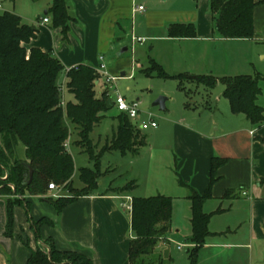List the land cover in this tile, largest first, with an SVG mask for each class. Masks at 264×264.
Here are the masks:
<instances>
[{"label":"crops","instance_id":"obj_1","mask_svg":"<svg viewBox=\"0 0 264 264\" xmlns=\"http://www.w3.org/2000/svg\"><path fill=\"white\" fill-rule=\"evenodd\" d=\"M65 1L68 14L72 19L66 41L62 39L61 30L52 27L50 15L46 17L49 21L47 24H43L42 19H37V22L31 25L22 21L37 31L35 39L25 44L27 52L36 48L44 53H51L61 62L65 71L86 65L92 67L98 74H108L109 67L105 61V55L109 54L112 48L111 42L120 41L129 31L127 25L130 22L135 25L130 30L131 48L136 45L132 41L133 38H140L145 40L144 43L149 41L169 48V53L160 57L162 59L155 58L157 62L153 60L169 76L187 74L220 79L254 75L255 60L262 55L254 48V42L264 41V0H254V37L249 40H226L215 35L214 17L210 11L209 0ZM188 2L191 4L190 10L179 9L187 6ZM51 5L52 0L42 9L47 12ZM137 6H142L145 10L134 13L133 10ZM160 7L164 9L161 10ZM172 25H192L196 35L194 38L170 37L169 28ZM161 29L163 31L159 32ZM215 45L218 46L217 48L220 47V51L218 49L216 54L208 52ZM243 47L246 50L241 55L243 63L238 66L237 59H240V55L238 51L230 50ZM177 48L185 50L182 54H175L174 50ZM167 61L173 70L171 72H168L166 67ZM177 61L180 63L175 64ZM147 68L141 69L140 73L144 75L143 71ZM63 75L65 76V73ZM148 78L157 77L153 75ZM163 80H172L177 83L174 79ZM98 83L102 84L101 78L96 85ZM185 84L193 85L185 82L181 90L177 83L176 91L189 97L193 91ZM59 85L61 103L65 107L63 95L68 92H65L63 83ZM160 94L167 96L164 110L167 114L161 116V123H156L157 128H149L153 130L149 135V151L153 142L157 145L168 142L167 152L172 156V164L166 166L169 174L160 171L151 172L150 169L144 168L139 160L140 150L135 155H122V157H130L131 160L130 170L126 176L127 180L131 181L127 183L131 187L126 193L116 192L124 186L98 188L95 193L76 199L60 214L43 199L68 197V190L64 187L49 190L43 197L28 196L26 199L31 204L29 214L24 207L13 209L14 224L11 237L6 235L5 197L0 196V264H27L31 250L40 248L48 251L44 245L46 240H50L60 252H72L87 257L91 264H129V245L133 234L131 214L121 208V203L125 202L122 199L124 197L131 199L150 198L157 195L169 197L172 199L171 235L163 240L173 241L172 233H183L182 237L187 239L192 231L189 188L201 195L206 191L210 182L213 158L223 159L225 164L217 170L211 197L203 204V212L211 215L208 225L210 235L199 251L195 264H264V145L260 142L264 138V124L259 128L252 127L243 116L231 113L228 102L225 106L219 99L215 100L214 107L209 106L208 103L207 108L204 107L210 119L199 121L202 119L199 116L195 120L189 119L186 112L179 114L170 112L167 106L172 97L164 92ZM68 95L70 96L69 93ZM112 106H114L113 102ZM187 109L192 110L189 103H186L184 108L185 111ZM137 121L136 124H138ZM147 121L142 120L140 124ZM117 126L118 121L115 129ZM74 132L75 136L76 132ZM143 136L146 138L145 135ZM92 140L96 144L102 141L101 139ZM110 140L111 136L102 141L103 146ZM67 144L69 153L73 147H76L78 151L81 150L76 145L71 146L70 142ZM104 155L100 161L101 172ZM81 168L87 167H80L79 170ZM170 174L175 181L169 178ZM178 177L187 187L179 185ZM144 178L146 182L147 178L151 181L150 189L155 192V195H149V197L131 195L138 189L136 181L141 183ZM99 184L101 185L102 182ZM82 186L80 182V187L77 189ZM227 191L235 192L236 196L224 197ZM243 193L246 194L243 195ZM179 203H185L183 223L174 220L175 208ZM243 207L247 208L244 219L242 218L244 216L240 214V209ZM217 211L221 212L216 213ZM43 218L50 220L53 226L41 227L40 239H36L31 230V220L38 221ZM247 221L246 232H241L244 222ZM155 250L149 259L165 264L161 255H157Z\"/></svg>","mask_w":264,"mask_h":264},{"label":"trees","instance_id":"obj_2","mask_svg":"<svg viewBox=\"0 0 264 264\" xmlns=\"http://www.w3.org/2000/svg\"><path fill=\"white\" fill-rule=\"evenodd\" d=\"M209 7L214 17L215 35L226 40H249L254 37V0H209ZM47 15L51 16L52 27L60 29L62 39L66 41L72 21L66 1L52 0ZM36 33L17 15L0 14V196L5 197L7 237L12 236L14 207H24L27 214L30 213L31 204L26 197L45 196L51 184L64 187L68 190V197L43 199L60 214L76 199L93 194L99 188L100 161L105 153L135 155L146 144L141 130L127 115L120 113L116 117L118 126L113 130L111 140L97 156H93L92 152L88 154L93 168L78 171L82 188H73L74 161L64 146L71 136L69 126L75 128L78 139L73 145L89 147L91 133L103 119V114L113 106L107 105L110 100L107 91L100 97L96 96L95 87L100 75L92 67L80 65L65 71L51 53L36 48L28 53L23 45L35 39ZM195 35L192 25H172L169 28L170 37L194 38ZM63 73L67 79V91L74 99L65 107L61 106L59 85ZM143 74L177 80L181 90L185 82L208 90L220 83L224 87L223 97L233 115L243 116L252 127L259 128L264 124V109L257 105L262 77L257 74L220 79L187 74L169 76L154 61H150ZM260 142L264 145V138ZM19 146L24 149V160L17 156ZM223 164V159L211 160L210 182L202 195L188 187L192 231L187 243L192 247L187 252L191 264L196 263L197 255L210 235L208 225L211 215L203 212V204L211 197L216 172ZM29 168L33 170L30 182ZM178 183L187 187L179 177ZM130 187L125 186L116 192L126 193ZM228 196L236 195L227 191L224 197ZM130 214L133 239L129 245L128 263L162 264L149 258L157 243L170 232L172 199L161 195L133 198ZM44 225L53 226V223L46 218L31 220V230L36 239H40V229ZM44 245L48 251L40 248L31 250L27 264H91L83 255L58 251L50 240H46Z\"/></svg>","mask_w":264,"mask_h":264},{"label":"rangeland","instance_id":"obj_3","mask_svg":"<svg viewBox=\"0 0 264 264\" xmlns=\"http://www.w3.org/2000/svg\"><path fill=\"white\" fill-rule=\"evenodd\" d=\"M50 0H0L1 5V13H12L17 15L22 19L23 22L32 24L36 23L37 19H44L47 16L44 15V10L42 9L43 6H45ZM160 9H164L161 8ZM182 11H188L191 9V4L188 2L187 6H183L179 8ZM135 23V22H134ZM126 24V23H125ZM129 31L122 36V39L117 42H111L112 48L109 50V54L105 55V61L107 62V65L109 67V72H107L109 76H115L118 77V81L114 85H109L107 88H104L102 84H99L95 87L96 96L100 97L102 96L106 91L108 93V96L112 102H114L115 97L117 94H120L121 96H124L128 103L130 102H138L139 106V115L136 119L137 126H140V122L142 120H148L149 116H152L154 121H156L157 124L161 123V116H164L166 111H160L158 107H154L153 103L159 98V97H165L167 96L161 95V92L166 93L167 95L172 97L171 102L168 104L167 109L172 113H183L188 116V118H192L195 120L198 118H202L199 121H206L207 119H210L209 113L205 111L207 108V103L209 106H215L216 99H219L222 104L226 106L227 100L222 96L224 87L222 84H217V86L212 90H207L203 86H198L195 88V85H189L185 84V86L193 91V94L189 97H186L184 94L179 93L176 91V82L172 80H163V79H157V78H148L140 73L141 69H145L150 65V61H156L157 59H162V55H166L169 53V48L159 46L152 42H145L142 46H139L138 43L131 48L130 44V30L132 27H135L134 24L131 22L128 23ZM126 26V29H127ZM158 30V29H157ZM163 30H159V32H162ZM123 44V45H121ZM154 45V46H153ZM25 47V45H23ZM127 46L128 51L123 53L122 55H119L120 50ZM153 46V47H152ZM254 48L256 51H260L262 53L261 56H259L258 59L255 60V73L254 75L261 76V80L259 81V88L261 90V95L259 96L257 100V105L262 107L264 109V41H258L254 42ZM215 45L213 48L208 51L210 53L216 54L218 52V49L220 51V47ZM26 48V47H25ZM185 49H175L174 53L182 54ZM238 51L240 55V59H237L238 66H241L243 61L241 60V55L244 54L245 47L243 48H232L230 51ZM205 51V49H204ZM228 53V52H227ZM164 59V58H163ZM183 59V58H182ZM165 61V60H163ZM157 62V61H156ZM168 72L173 71L172 68H170L169 62H166ZM180 63L176 62L175 64ZM172 67V66H171ZM245 69V67L243 68ZM124 73V76L121 77V74ZM245 73V72H241ZM252 75V74H251ZM131 76V77H130ZM65 82V83H64ZM59 83H63L65 92L67 91L66 83L67 79L62 74L59 79ZM71 96V95H70ZM68 93H65L63 95V103L65 105L69 102H74L73 98H71ZM186 103H189L191 106L192 111L187 109V111L184 110L186 108ZM196 107V108H195ZM206 107V108H204ZM184 110V111H183ZM194 113V114H193ZM120 113L117 111V109L113 106L110 108L106 113L103 114V119L101 122L97 125L96 129L91 133L90 138L92 139H101L104 141L106 138H110L112 130L115 129L117 125V119L116 117ZM198 120V119H197ZM65 122L68 123L67 120ZM69 129L71 131V136L67 140V142H70L71 146L75 140L78 141L75 128L73 126H69ZM214 129V127H213ZM73 131H75V136L73 134ZM152 129L141 131L142 135L146 136V144L145 146L141 147L139 150L141 152V156L139 157V160H141L140 163H143L144 168L150 169L151 172L160 171L164 174H169L166 168L167 165L172 164V156L169 152H167V145L168 142L165 141L164 143H160V145H157L156 143H151L150 147L151 151H149V135L152 133ZM102 141H99L97 144L95 141L92 140V143L89 147H83L79 150L81 153H79L78 149L76 147H73L70 154L73 157L74 161V174H73V188H79L80 182L78 179V170L80 167H87V168H93L92 163H90L88 159L89 152H92L91 154L94 156H97L100 151L103 148ZM66 148V147H65ZM68 148V147H67ZM66 150L68 151V149ZM85 151V153H84ZM83 152V153H82ZM87 152V153H86ZM17 156L20 159L24 158V149L19 146L17 149ZM88 156V157H87ZM156 159V161H155ZM130 157H122V155L118 153H109L105 154L102 159V172L99 171V183L102 182V184H99V189H105L110 186L114 187H125L129 186L127 184L128 182H131L130 179L127 180V172L130 170ZM139 162V161H137ZM138 165V164H137ZM104 172V173H103ZM169 178H172L175 181V178L172 174L168 175ZM5 179V177L3 178ZM149 179H143V182L136 181L138 188L136 191H133L131 195H134L136 197H149V195H155V192H152L150 189V183ZM160 182V181H159ZM131 186V185H130ZM57 188H61V186H56ZM135 188V189H136ZM150 190V191H149ZM149 193V194H148ZM145 195V196H142ZM185 203H179V205L175 208V217L174 220L178 221L180 223H183V215L185 210ZM247 208L243 207L241 208L240 214L245 218V215H247V211H245ZM248 227V221L244 222L242 226L241 232H246V229ZM171 235L169 232L166 237ZM183 233L176 234L172 233V236L174 238L173 241L167 242L165 240H160L156 247L155 251L157 255H161L163 261H165V264H191L190 263V254L187 252L190 247H188L187 239L183 238ZM178 247L181 249L179 250ZM256 248V247H255ZM170 262V263H169Z\"/></svg>","mask_w":264,"mask_h":264},{"label":"built area","instance_id":"obj_4","mask_svg":"<svg viewBox=\"0 0 264 264\" xmlns=\"http://www.w3.org/2000/svg\"><path fill=\"white\" fill-rule=\"evenodd\" d=\"M0 10H1V5H0ZM145 9L142 6H137L134 8L133 12L134 13H140L143 12ZM49 21L47 18L42 19L43 24H47ZM133 43H138V44H143L145 40L140 39V38H133L132 39ZM100 78L102 80L103 86H109V85H114L116 81H118V77L115 76H109L106 73L99 74ZM60 92H61V87H60ZM63 104L61 103V106ZM114 107L117 109L119 113L125 114L129 117V119L133 122L136 123V119L139 115V103L138 102H130L128 103L126 99L121 96L120 94H117L115 97V100L113 102ZM137 125V124H136ZM141 131L147 130L149 128H157L156 122L152 119V116H150L149 120L147 122H142L140 126L138 127ZM66 148L68 147L67 142L64 145ZM49 190H58L59 188L56 187V185L51 184L49 185ZM246 193H243L245 195ZM55 197V196H54ZM125 202L121 203V208L125 209L129 213L132 210V199L129 197H124L122 198ZM179 250L181 249L180 247L178 248Z\"/></svg>","mask_w":264,"mask_h":264},{"label":"water","instance_id":"obj_5","mask_svg":"<svg viewBox=\"0 0 264 264\" xmlns=\"http://www.w3.org/2000/svg\"><path fill=\"white\" fill-rule=\"evenodd\" d=\"M44 15H47V12H44ZM127 52V48L124 47L120 50L119 55H122L123 53ZM124 74H121V77H123ZM167 101V98L165 97H159L154 103L153 106L154 107H158L160 111H164L165 110V102ZM107 105L112 107V102L108 101ZM133 125L136 126V123L133 122ZM32 176H33V170L31 168H29V182L32 180Z\"/></svg>","mask_w":264,"mask_h":264}]
</instances>
